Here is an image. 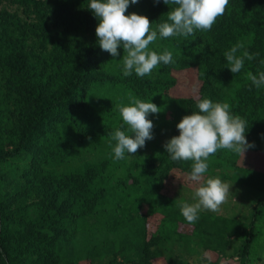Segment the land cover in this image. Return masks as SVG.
Masks as SVG:
<instances>
[{
  "label": "trees",
  "instance_id": "16d2710c",
  "mask_svg": "<svg viewBox=\"0 0 264 264\" xmlns=\"http://www.w3.org/2000/svg\"><path fill=\"white\" fill-rule=\"evenodd\" d=\"M89 3L0 0V264H183L185 246L202 249L196 264H264V168L219 150L205 178L219 172L253 189L256 203L243 220L200 211L189 224L171 189L194 183L193 162H173L165 143L148 140L117 161L110 135L128 134L118 105L129 93L162 109L148 119L167 141L198 111L196 98H208L247 121V150L264 155V87L247 79L264 72V0H229L209 31L158 35L149 49L171 51L174 63L144 77L123 75L122 46L116 57L99 47ZM171 7L138 0L125 14L156 30ZM237 43V55H258L234 74L224 53ZM180 83L195 94H176Z\"/></svg>",
  "mask_w": 264,
  "mask_h": 264
},
{
  "label": "clouds",
  "instance_id": "9594fccd",
  "mask_svg": "<svg viewBox=\"0 0 264 264\" xmlns=\"http://www.w3.org/2000/svg\"><path fill=\"white\" fill-rule=\"evenodd\" d=\"M137 2L138 0H90L88 5V9L98 20L95 35L99 47L116 57L118 47L122 46L125 53L124 76L131 75L134 70L138 77H144L150 75L161 63H174L171 51L165 49L163 53H157L150 50L149 45L158 39V35L160 38L189 37L197 30H211L229 4V0H162L165 5L173 7L167 11L168 22L157 24L156 30H153L152 22L147 16L135 12L125 14L130 3L134 5ZM157 2L159 0H154V3ZM243 47L242 43H237L224 53L227 68L234 74L241 71L245 60L251 61L258 55L247 50L237 55ZM247 79L257 89L264 87V72H260L258 76L248 72ZM129 101L128 106L118 105L128 134L119 129L110 134L115 141L113 158L117 161L125 159L126 153L135 155L138 149L145 146L146 140L153 139L154 125L148 115L162 111L156 104L137 99L131 93ZM196 108L198 111L180 119L176 124L179 134L172 136L163 145L173 162H193L187 179L198 185L192 195L195 202L181 200L177 204L181 215L189 224L199 219L198 213L202 210L219 212L230 194L232 184L218 177L205 178L209 158L219 150H229L243 158L245 151L254 147L245 137L247 121L232 114L227 102H213L208 98L197 97ZM129 133L134 135L130 136Z\"/></svg>",
  "mask_w": 264,
  "mask_h": 264
},
{
  "label": "rangeland",
  "instance_id": "374dc122",
  "mask_svg": "<svg viewBox=\"0 0 264 264\" xmlns=\"http://www.w3.org/2000/svg\"><path fill=\"white\" fill-rule=\"evenodd\" d=\"M175 92L176 94L184 95V96L194 95L195 89L189 83L187 84L180 83L178 90H176ZM167 138H168L167 133H164V134L158 133V135H153V139L148 140V142H151V143L159 142L160 144H164L167 142ZM148 144L152 145L150 143H147V145ZM246 153L247 155H244L243 158L241 156L238 160V163L241 166H251V167L257 166L260 168H264V155H261L260 152L253 151V150L252 151L246 150ZM209 177H218L222 181L232 184L229 178L219 176V172H216V175L210 174L206 178H209ZM172 186L173 188L171 189V193L173 194V196L178 198L180 201L182 200L188 203L195 202L192 199V195H193L195 187L198 186L197 184L195 183L189 184L188 185L189 188L187 186L183 187L181 183H177V184L172 183ZM252 191L254 190L246 186L243 188H239L232 184L227 202L221 205L219 212H211V211H206V210H202V211L213 213L214 215H223L225 217H234V218L243 220L244 219L243 215L246 214L247 216L248 212L250 211V209L256 203V200H257V197H254ZM230 238L234 239V236L232 235L230 236ZM262 247H263V244H261V247H259L258 250H260ZM182 249L183 251H180L177 253L182 258L183 264H196L202 258L201 248H197L195 246H187V247L185 246ZM262 253H264V251ZM258 255H261V253L259 252ZM158 264H163V262L161 260H158ZM252 264H258L255 257H254Z\"/></svg>",
  "mask_w": 264,
  "mask_h": 264
}]
</instances>
